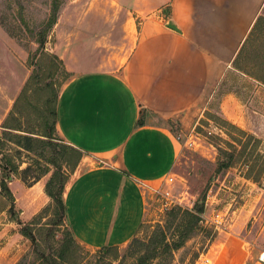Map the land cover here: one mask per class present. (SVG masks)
<instances>
[{"label": "crops", "instance_id": "0c3cea01", "mask_svg": "<svg viewBox=\"0 0 264 264\" xmlns=\"http://www.w3.org/2000/svg\"><path fill=\"white\" fill-rule=\"evenodd\" d=\"M263 6L264 0L64 5L53 50L72 76L58 96L56 129L92 159H83L63 195L67 226L80 245L121 248L136 235L146 192L167 181L180 149L161 122L189 114L228 80L240 91L222 97L223 118L243 127L261 117L264 84L233 62ZM19 186L28 196L30 209L21 213L28 221L38 205L29 196L36 185Z\"/></svg>", "mask_w": 264, "mask_h": 264}, {"label": "rangeland", "instance_id": "374dc122", "mask_svg": "<svg viewBox=\"0 0 264 264\" xmlns=\"http://www.w3.org/2000/svg\"><path fill=\"white\" fill-rule=\"evenodd\" d=\"M71 1L0 0V133L6 116L28 81L44 88L41 99L45 101L53 100L56 91L59 96L66 81L61 67L52 59L55 55L52 19L55 9L58 17L64 5ZM259 18L264 19V6ZM247 49L264 52V31L254 33ZM54 65L59 70L54 69ZM71 76L68 73V77ZM49 84L50 87L45 88ZM236 86V80H228L189 114L161 122L179 142L180 149L167 181L146 192L145 216L133 239L121 248L94 250L73 238L74 242L69 245L71 254L65 264H141L143 257L152 254V243L161 237L162 231L167 242L175 239L174 224L169 227L168 214L176 207L191 210L202 197L201 229L171 256L164 253L147 260L148 264H264L259 262V255L264 253V113L255 121H242L243 127L223 118L220 101L225 94L240 91ZM31 100L36 103L38 95ZM145 115L142 112L140 119L144 120ZM28 125L30 123L24 121L22 126L27 129ZM230 125L235 130L229 128ZM13 133L36 138L27 133ZM231 137L240 142H233ZM0 139V180L4 176L22 225L14 221L7 209L1 211L6 201L0 195V264H36L42 255L48 261L55 259L59 246L69 240L71 232L66 220L61 221L60 214L52 211V200L45 188L55 175L58 174V180L66 174L64 168L59 171L58 164L61 153L72 147L56 128L49 138H40L42 143L26 144L34 149L31 152L17 147L13 143L16 138L0 135ZM219 149L233 159L232 166L221 172L216 171L218 162L226 159L219 155ZM241 149L244 152L240 157ZM88 160L92 159L82 153L77 167L83 162L88 164ZM9 163L15 165L16 172L11 169L3 173L2 168H11ZM248 172L257 182L246 178ZM74 173L69 175L68 181ZM33 184L36 188L29 196L38 205L34 207V216L24 221L21 213L30 208L28 196L19 185L30 187ZM47 207L52 210L39 218ZM32 222L37 223L33 228L36 245L20 234L21 227Z\"/></svg>", "mask_w": 264, "mask_h": 264}, {"label": "trees", "instance_id": "16d2710c", "mask_svg": "<svg viewBox=\"0 0 264 264\" xmlns=\"http://www.w3.org/2000/svg\"><path fill=\"white\" fill-rule=\"evenodd\" d=\"M54 12L55 13L53 15L52 25L55 24L57 19V9H55ZM263 26H264V19L258 18L251 33L249 34L248 38L245 40L237 57L235 58L233 65L240 72L264 84V52L263 53L249 52V50L247 49L248 45L252 41V37L254 36V33L264 31ZM52 59L55 61L56 64H58L61 67L60 70L61 73L63 74V80L67 81V79H69L68 73L63 67L61 60H59V58L56 55H53ZM53 67L54 69L59 70V68L57 69L55 65ZM47 87H50V84L45 86V88ZM43 89L44 88L37 87L32 82L28 81L25 87L18 95L17 99L15 100L12 106V109L6 116L4 123L1 126V128L3 129V131L0 133L1 136L3 137L9 136L13 139L16 138L17 140L13 141V143L17 147L22 148L28 152L34 151V149L28 146L29 143L32 142L42 143L43 140H41L40 138H49L51 133L54 132L56 128L58 94L56 91L53 100L45 101L41 99V95H42L41 91ZM36 94L38 95V100L36 103L33 104V100H31V97L35 96ZM24 121L30 123V125L27 126V129H24L22 126ZM137 125L138 126L143 125V120L139 119L137 121ZM229 128L235 130V128L231 125ZM236 131L239 134L242 135L244 134L241 130H236ZM13 132L27 133L29 135H34L36 138L33 139L32 137L26 135H19ZM12 134H16V135H12ZM231 138L233 139V142L236 143L240 142L233 137ZM228 146L233 148V145L231 144H228ZM244 149H241L240 157L243 155ZM219 153H220L219 155L224 157L226 161L219 160L216 170L217 172H221L222 170L231 167L233 161L232 155H229L225 150L219 149ZM81 155L82 152L79 151L78 149H75L74 147H72V149H70L69 151L64 152L63 154L61 153V162L60 164H58V168L59 171L64 168L66 169L67 172L63 177H61V179L58 180H56V176L58 174L55 175L53 178H51V180L47 184L45 190L47 195L52 200L53 210L48 207L43 209L42 213L39 215V218L43 214H47L50 210H52L54 214L57 212L58 214H60L59 218L61 216L60 218L61 221L64 219L66 220L63 191L69 179V175L74 173L77 164L81 158ZM9 166H11V168L8 167L9 169L2 168L3 173L11 169L16 172L17 168L15 167V165L9 163ZM251 172H248L246 174V178L249 179L252 178L250 175ZM252 180L254 182H257V179L254 177L252 178ZM32 182H35V180ZM31 183H27V184L31 185ZM0 195L6 201L5 207L1 209V211H5L7 209L8 214L14 219V221L18 225H21L20 221L17 219L18 213L14 209L13 195L10 192L7 184L5 183L4 176H2V179L0 180ZM203 212H204V197H202L200 201L196 202L191 210H182L180 207L174 208L168 214V216H169V227L174 224L172 235L173 237L175 236V239H172L171 242H167L166 241L167 237L164 234V231H162V233H160L161 237L158 238L154 243H152L153 245L152 254L148 258L146 256L143 257L142 259L145 260L141 261V264H148L150 259L151 260L155 259L158 256L164 255V253H167L168 255L171 256L173 251L178 250L180 247H182L187 240H189L197 231L201 229V223H202L201 215L203 214ZM36 224H37L36 222H32L29 223L28 225H23V227H21L20 230V234L23 235L25 238H27L33 245L37 244V240L33 233V228ZM69 236H70L69 240L65 241L61 245L59 244L60 246L57 250L58 253L55 259L48 261V259H46V257H43L42 255L36 260L37 261L36 264H44L43 261H45V263L49 262V264H65L71 254L69 245L74 242L71 233ZM107 248H115V247H105L102 249H107Z\"/></svg>", "mask_w": 264, "mask_h": 264}, {"label": "built area", "instance_id": "2783aa9c", "mask_svg": "<svg viewBox=\"0 0 264 264\" xmlns=\"http://www.w3.org/2000/svg\"><path fill=\"white\" fill-rule=\"evenodd\" d=\"M169 180H171V179H169ZM259 262L264 263V253H261L259 255Z\"/></svg>", "mask_w": 264, "mask_h": 264}, {"label": "water", "instance_id": "95a60500", "mask_svg": "<svg viewBox=\"0 0 264 264\" xmlns=\"http://www.w3.org/2000/svg\"><path fill=\"white\" fill-rule=\"evenodd\" d=\"M169 27H170V28H172V29L174 28V27H173V26H171V25H169Z\"/></svg>", "mask_w": 264, "mask_h": 264}]
</instances>
